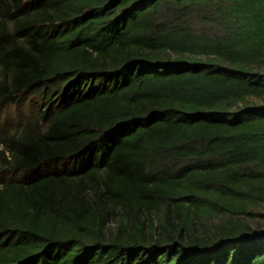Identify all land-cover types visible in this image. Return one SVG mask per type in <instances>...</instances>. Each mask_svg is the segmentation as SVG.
Instances as JSON below:
<instances>
[{
  "label": "trees",
  "instance_id": "trees-1",
  "mask_svg": "<svg viewBox=\"0 0 264 264\" xmlns=\"http://www.w3.org/2000/svg\"><path fill=\"white\" fill-rule=\"evenodd\" d=\"M263 64L264 0H0V109L40 117L0 134V264H264L194 232L264 200Z\"/></svg>",
  "mask_w": 264,
  "mask_h": 264
},
{
  "label": "rangeland",
  "instance_id": "rangeland-1",
  "mask_svg": "<svg viewBox=\"0 0 264 264\" xmlns=\"http://www.w3.org/2000/svg\"><path fill=\"white\" fill-rule=\"evenodd\" d=\"M261 71H264V64L261 66ZM3 78V73L0 69V80ZM39 107L37 97L29 93L20 95L16 100L9 102L7 105L0 109V134H12L18 132L23 128L27 122L33 120H39L38 113H36ZM41 122V120H40ZM0 156V179L2 178V166ZM54 166L48 165L44 169L53 168ZM232 200L233 206H228L230 210L222 213H209L205 212L201 221L202 224L195 223L194 232L197 235H202L205 232L209 234L215 232L216 228L227 222L229 219H235L239 224L249 226L255 230L264 229V200L257 198H239L238 200ZM227 206V201H222ZM244 212H234L240 209ZM166 210L165 206H162V210L152 209L146 211V208L141 209L140 218L147 217L146 221H152L157 224L162 217L163 211ZM120 222V215H111L107 226L111 229H115Z\"/></svg>",
  "mask_w": 264,
  "mask_h": 264
}]
</instances>
